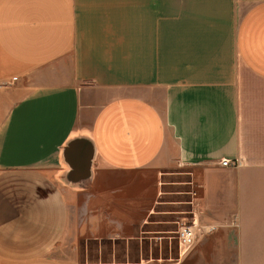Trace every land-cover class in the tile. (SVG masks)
Returning a JSON list of instances; mask_svg holds the SVG:
<instances>
[{"label": "crops", "instance_id": "0c3cea01", "mask_svg": "<svg viewBox=\"0 0 264 264\" xmlns=\"http://www.w3.org/2000/svg\"><path fill=\"white\" fill-rule=\"evenodd\" d=\"M177 166L196 248L264 264V0H0V264L200 263L80 257Z\"/></svg>", "mask_w": 264, "mask_h": 264}, {"label": "rangeland", "instance_id": "374dc122", "mask_svg": "<svg viewBox=\"0 0 264 264\" xmlns=\"http://www.w3.org/2000/svg\"><path fill=\"white\" fill-rule=\"evenodd\" d=\"M191 184L189 172L185 167H171L163 169L160 174V194L153 206V212L148 224L144 227L143 237L129 241H107L100 248L92 243L80 244V257L86 260H108L136 262L140 257L171 262L179 257L177 228L181 221L190 222L193 218L191 205ZM153 204V203H152ZM201 223V222H199ZM215 231V230H214ZM217 232V231H216ZM204 235L189 253V259L202 255L199 244L205 237L212 236L215 232ZM220 242V240L218 241ZM225 243L215 244L209 252H204L198 264H236L234 248L225 249ZM190 262V263H191ZM189 264V263H187Z\"/></svg>", "mask_w": 264, "mask_h": 264}, {"label": "built area", "instance_id": "2783aa9c", "mask_svg": "<svg viewBox=\"0 0 264 264\" xmlns=\"http://www.w3.org/2000/svg\"><path fill=\"white\" fill-rule=\"evenodd\" d=\"M17 76L12 77V81L16 80ZM221 164H231L230 159L222 158ZM217 228L215 224H203L199 223L193 216L190 222L181 221L177 228V239L179 247V256L185 254L190 248L204 235L214 231Z\"/></svg>", "mask_w": 264, "mask_h": 264}]
</instances>
